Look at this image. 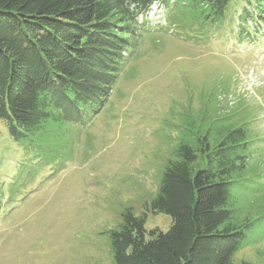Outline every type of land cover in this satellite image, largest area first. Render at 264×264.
Wrapping results in <instances>:
<instances>
[{
  "label": "rangeland",
  "instance_id": "374dc122",
  "mask_svg": "<svg viewBox=\"0 0 264 264\" xmlns=\"http://www.w3.org/2000/svg\"><path fill=\"white\" fill-rule=\"evenodd\" d=\"M152 4L138 16L111 92L83 121L46 119L20 141L0 118V264H114L110 234L122 212L146 211L145 229L171 217L147 210L167 160L190 135L218 141L242 127L245 168L230 205L246 221L235 264H264V25L232 0L222 25L183 20ZM172 9V10H171Z\"/></svg>",
  "mask_w": 264,
  "mask_h": 264
},
{
  "label": "trees",
  "instance_id": "16d2710c",
  "mask_svg": "<svg viewBox=\"0 0 264 264\" xmlns=\"http://www.w3.org/2000/svg\"><path fill=\"white\" fill-rule=\"evenodd\" d=\"M232 0H0V118L15 141L46 119L80 123L98 114L137 28L153 4L182 6L183 20L222 25ZM259 30L264 0H243ZM171 9V10H172ZM259 24V25H258ZM147 25V24H146ZM190 135L167 160L147 210L171 217L166 231L145 229L146 211L126 208L110 234L114 264H235L246 221L229 207L234 175L245 168L242 127Z\"/></svg>",
  "mask_w": 264,
  "mask_h": 264
}]
</instances>
